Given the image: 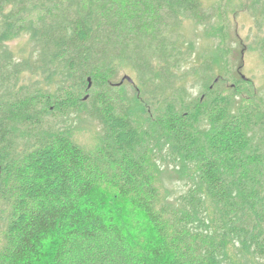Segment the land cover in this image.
I'll return each instance as SVG.
<instances>
[{
  "label": "trees",
  "instance_id": "16d2710c",
  "mask_svg": "<svg viewBox=\"0 0 264 264\" xmlns=\"http://www.w3.org/2000/svg\"><path fill=\"white\" fill-rule=\"evenodd\" d=\"M232 2L264 63V0H0V264H264V98L230 64Z\"/></svg>",
  "mask_w": 264,
  "mask_h": 264
},
{
  "label": "rangeland",
  "instance_id": "374dc122",
  "mask_svg": "<svg viewBox=\"0 0 264 264\" xmlns=\"http://www.w3.org/2000/svg\"><path fill=\"white\" fill-rule=\"evenodd\" d=\"M237 5L238 4L232 2L229 10L227 31L228 44L231 49L229 61L235 77L245 80L247 84H250L249 86L251 90H258L259 94L264 98V63L260 59L257 51L251 47L253 39V23L249 15L243 11L242 8H238L239 6ZM26 43L27 36H21L16 38L9 45L11 49L17 52L21 48L26 47ZM36 79H38L36 75L26 73L20 82L24 87H28L32 85V82L36 81ZM113 83L116 85L122 84L120 89L122 93L126 91L129 95H131V93L136 95L138 92L136 88L137 83L135 81V74L132 68L125 63H120L117 66L116 77ZM230 84V81H224L223 87L227 90ZM193 85V81L189 80L186 87L192 93H196L197 87ZM246 90L247 89L245 88L243 93L237 97V102L248 97ZM71 118L75 119L74 116H71ZM142 118L143 117L135 118V121L140 123L143 120ZM74 126L66 127V130L69 131V134L73 139L86 149L94 148L96 146V133L98 127L96 125L94 127H86L84 124H76L77 128H74ZM57 127L59 128L61 125ZM172 187L179 192L181 185L176 182Z\"/></svg>",
  "mask_w": 264,
  "mask_h": 264
},
{
  "label": "water",
  "instance_id": "95a60500",
  "mask_svg": "<svg viewBox=\"0 0 264 264\" xmlns=\"http://www.w3.org/2000/svg\"><path fill=\"white\" fill-rule=\"evenodd\" d=\"M0 171H1V166H0Z\"/></svg>",
  "mask_w": 264,
  "mask_h": 264
}]
</instances>
